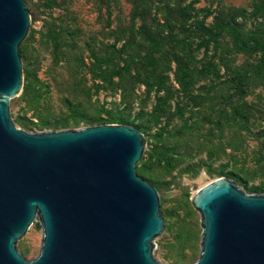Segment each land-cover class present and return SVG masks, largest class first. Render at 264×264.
<instances>
[{
  "label": "trees",
  "instance_id": "trees-1",
  "mask_svg": "<svg viewBox=\"0 0 264 264\" xmlns=\"http://www.w3.org/2000/svg\"><path fill=\"white\" fill-rule=\"evenodd\" d=\"M121 1L95 0L103 24L99 38L84 34L67 0H42L43 27L37 34L70 72L64 84L68 94L60 100L68 114L52 118L58 107L41 85L29 82L22 101L37 112L39 122L19 119L16 124L29 131L132 126L142 132L145 146L151 145L137 175L157 190L161 186L152 166L171 172L187 157L195 160L208 150L210 164L199 162L187 170L197 174L206 166L251 193H264V183L250 187L246 178L249 173L264 178L262 153L231 155L237 164L214 165L220 151H239L234 145L240 132L250 131L259 120L255 115L264 114L260 104L247 102L253 89L264 87V23L248 30L244 9L198 8L199 0H125L131 6L125 17ZM251 17L264 20V0H255ZM198 85L207 92L196 95ZM218 85L223 89L215 90ZM227 132L232 136L224 143ZM238 163L241 170L234 168Z\"/></svg>",
  "mask_w": 264,
  "mask_h": 264
},
{
  "label": "water",
  "instance_id": "water-1",
  "mask_svg": "<svg viewBox=\"0 0 264 264\" xmlns=\"http://www.w3.org/2000/svg\"><path fill=\"white\" fill-rule=\"evenodd\" d=\"M30 24L25 0H0V264H162L154 257L165 226L159 194L136 172L141 131L114 124L32 133L13 121ZM193 203L203 230L193 264H264V194L220 178ZM34 222L43 238L29 260L17 243Z\"/></svg>",
  "mask_w": 264,
  "mask_h": 264
},
{
  "label": "rangeland",
  "instance_id": "rangeland-1",
  "mask_svg": "<svg viewBox=\"0 0 264 264\" xmlns=\"http://www.w3.org/2000/svg\"><path fill=\"white\" fill-rule=\"evenodd\" d=\"M25 2L26 8L30 13L31 24L29 33L20 46L24 85L29 82L41 85L43 87V92L46 93L47 99L52 100L54 105L58 107L57 111L50 114V116L52 118H62L68 114H66V110L60 104V100L62 96L68 94L64 84L71 80L70 72L64 62L60 63V65L57 64L52 47L44 43L40 34H37L43 27L44 17L40 4L42 0H25ZM121 2L124 5V16L128 17L131 6L125 0ZM254 2L255 0H199L196 7L217 8L221 6L223 8L244 9L246 17H243V20L246 21V29L252 30L255 28V25L257 26L259 23H264L262 18L256 20V18L252 19L251 17ZM67 3L79 17V23L81 28H83L84 34L86 36V33H92L93 35L97 34L99 38H102L100 32L103 31V24L95 8V0H67ZM208 22H212V19H209ZM33 33H35L34 39H32L29 44L26 43ZM23 47L26 49L24 55L21 54V48ZM82 51L86 52L85 50ZM85 54L86 56L88 55L87 52ZM239 62H243V58H239ZM224 88L226 89L227 86ZM222 89V85H218V87L215 88V90ZM204 92H207L206 89H200V85H198L195 94L201 95L204 94ZM22 94L23 90L16 98L11 100L10 111L13 121L15 124L19 119L38 123L39 120L36 117L38 115L37 112L28 111L27 104L22 101ZM105 96L106 93L102 92L100 94V99L103 100ZM247 102L260 104L262 109H264V87L253 89L251 95L247 98ZM206 106H208V104H206ZM43 116H46V114H43ZM133 116H135V113ZM255 117L259 120L252 123L250 131L240 132L241 135L236 139L238 144L236 146L234 145V147L239 151L233 152L229 147L225 151H220L219 160L214 164L215 167L219 168L220 164L229 162L231 160V155L242 158L244 155L251 157L254 154L258 155L262 153L264 157V120H262L264 114L258 113ZM16 126L19 129L32 133L53 131H39L38 128L29 131L17 124ZM82 128L85 127L69 129L78 130ZM230 133L227 132L225 134L226 140H224V143L230 140L232 136ZM150 151L151 145L147 144L144 153L146 152L149 154ZM198 154L195 160L190 161L189 157H187L182 163L177 164L175 169L171 172H168L162 167L152 166L153 176L161 186L160 190L157 191L161 204V214L165 221L163 233L154 241V257L162 264H193L198 260L201 253L203 230L201 226V216L194 206L193 199L206 185L220 178H228L219 176L217 174L218 171H208L207 168H205L206 166L197 174L188 171L187 168L192 164L203 162L205 165H208L212 162L208 150H203L198 152ZM230 163L237 164L233 161H230ZM140 166L141 164L139 162L137 169ZM234 168L241 170L242 164L238 163ZM246 178L250 187L259 186L264 183L263 177L254 176L252 173L246 175ZM231 180L235 181L234 179ZM238 186L249 195L264 194L251 193L240 185ZM42 238V227L39 222H34L26 235L18 241L17 248L25 258L33 260L37 258L40 253Z\"/></svg>",
  "mask_w": 264,
  "mask_h": 264
}]
</instances>
